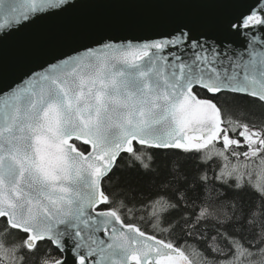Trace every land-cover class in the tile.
Listing matches in <instances>:
<instances>
[{
	"label": "snow or ice",
	"instance_id": "1",
	"mask_svg": "<svg viewBox=\"0 0 264 264\" xmlns=\"http://www.w3.org/2000/svg\"><path fill=\"white\" fill-rule=\"evenodd\" d=\"M215 6L218 37L185 17L0 84V264H264V122L225 119L216 99L264 105V0ZM80 7L0 0V42ZM61 39L37 30L16 54Z\"/></svg>",
	"mask_w": 264,
	"mask_h": 264
},
{
	"label": "water",
	"instance_id": "2",
	"mask_svg": "<svg viewBox=\"0 0 264 264\" xmlns=\"http://www.w3.org/2000/svg\"><path fill=\"white\" fill-rule=\"evenodd\" d=\"M83 5L72 12L37 20L0 42V84L16 80L29 69L39 70L45 59L69 46L91 45L93 40L154 39L167 33L178 19L191 18L208 36H220L213 21L226 9L215 6V0H189V6L175 7L174 0H79ZM37 30L59 34L63 39L30 55L18 56L17 48ZM200 27L197 28V31ZM237 43L239 39L233 37Z\"/></svg>",
	"mask_w": 264,
	"mask_h": 264
},
{
	"label": "trees",
	"instance_id": "3",
	"mask_svg": "<svg viewBox=\"0 0 264 264\" xmlns=\"http://www.w3.org/2000/svg\"><path fill=\"white\" fill-rule=\"evenodd\" d=\"M219 105L225 109V119H242L249 122L261 123L264 122V105H261L248 97H236L225 94L216 97ZM168 156L167 153L160 154V160L158 163H163L164 159ZM118 175L132 184H140L143 179L135 172H129L127 170L121 171ZM244 200L246 204L258 203L254 196L244 194ZM259 221V217L257 218Z\"/></svg>",
	"mask_w": 264,
	"mask_h": 264
}]
</instances>
